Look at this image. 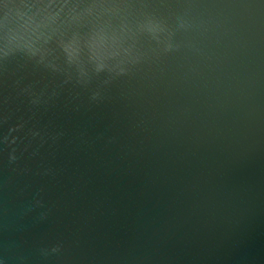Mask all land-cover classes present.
Segmentation results:
<instances>
[{
    "label": "water",
    "instance_id": "water-1",
    "mask_svg": "<svg viewBox=\"0 0 264 264\" xmlns=\"http://www.w3.org/2000/svg\"><path fill=\"white\" fill-rule=\"evenodd\" d=\"M131 2L178 47L101 101L19 58L0 72V264H264V0Z\"/></svg>",
    "mask_w": 264,
    "mask_h": 264
},
{
    "label": "clouds",
    "instance_id": "clouds-1",
    "mask_svg": "<svg viewBox=\"0 0 264 264\" xmlns=\"http://www.w3.org/2000/svg\"><path fill=\"white\" fill-rule=\"evenodd\" d=\"M3 7L0 72L19 58L25 65L63 75L64 83L72 82L88 91L92 102L101 101L108 85L132 75L151 56L178 47L172 43L167 19L144 5L137 7L131 0H94L83 6L79 0H33L31 4L5 0ZM24 7L36 8L38 18L27 16ZM177 21V30L188 27L183 17ZM23 91L32 97V104L41 103L43 92L35 95L31 86ZM55 95L53 91L49 99ZM15 159L10 156V162ZM60 251L57 244L50 250L41 249V254Z\"/></svg>",
    "mask_w": 264,
    "mask_h": 264
}]
</instances>
